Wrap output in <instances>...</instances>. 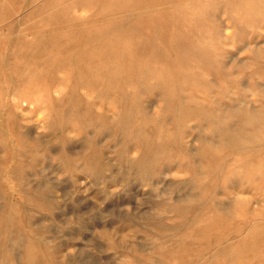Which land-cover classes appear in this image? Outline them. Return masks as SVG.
I'll use <instances>...</instances> for the list:
<instances>
[{
    "label": "rangeland",
    "instance_id": "obj_1",
    "mask_svg": "<svg viewBox=\"0 0 264 264\" xmlns=\"http://www.w3.org/2000/svg\"><path fill=\"white\" fill-rule=\"evenodd\" d=\"M0 264H264V0H0Z\"/></svg>",
    "mask_w": 264,
    "mask_h": 264
},
{
    "label": "bare ground",
    "instance_id": "obj_2",
    "mask_svg": "<svg viewBox=\"0 0 264 264\" xmlns=\"http://www.w3.org/2000/svg\"><path fill=\"white\" fill-rule=\"evenodd\" d=\"M100 1H101V0H100ZM100 3H101V2H100ZM145 13H146V12H144V14H145ZM112 35H113V34H112ZM122 55H123V54H122ZM109 56H110V55H109ZM109 56H108V57H109ZM106 57H107V56H106ZM106 60H107V59H106ZM121 61H122V60H121ZM135 62H136V61H135ZM119 63H120V62H119ZM122 65H123V64H122ZM122 65H121V66H122ZM117 66H118V65H117ZM123 66H124V65H123ZM116 69H118V68L116 67ZM119 69H120V68H119ZM119 69H118V70H119ZM81 70H82V69H81ZM120 71H121V70H120ZM124 71H125V70H124ZM117 72H118V71H117ZM141 73H142V72H141ZM145 73H146V72H145ZM120 75H121V74H119V76H120ZM125 75H126V74H125ZM121 76H122V75H121ZM82 77H84V76H82ZM115 77H116V76H115ZM15 78H16V77H15ZM57 78H58V77H57ZM91 78H92V77H91ZM91 78H90V79H91ZM86 79H87V78H86ZM107 79H108V78H107ZM107 79H106L105 81H107ZM114 79H116V78H114ZM82 80H83V79H82ZM118 80H120V79H118ZM80 81H81V79H80ZM87 81H88V79H87ZM90 81H91V80H90ZM77 82H78V81H77ZM108 83H109V82H108ZM79 84H80V83H79ZM82 84H84V83L82 82ZM90 84H91V83H90ZM113 84H114V83H113ZM105 89H106V88H105ZM106 90H107V89H106ZM98 91H99V89H98ZM103 92H104V91H103ZM108 92H109V91H108ZM106 93H107V92H106ZM23 103H24V102H23ZM26 103H27V102H26ZM28 104H29V103H28ZM25 105H26V104H25ZM124 107H125V106H124ZM124 107H123V108H124ZM136 108H137V107H136ZM124 109H125V108H124ZM124 109H123V110H124ZM134 109H135V108H134ZM124 111H125V110H124ZM120 112H121V111H120ZM120 112H119V113H120ZM121 114H122V113H121ZM121 114H120V115H121ZM183 114H184V113H183ZM142 115H143V114H142ZM237 115H238V114H237ZM129 116H130V115H129ZM231 116H232V115H231ZM127 118H128V117H127ZM135 118H136V117H135ZM99 119H100V118H99ZM122 119H123V117H122ZM129 119H130V118H129ZM129 119H128V120H129ZM100 120H102V119H100ZM103 121H104V120H103ZM103 121H102V122H103ZM164 121H165V120H164ZM126 122H127V121H126ZM92 123H93V122H92ZM119 123H120V122H119ZM93 124H94V123H93ZM120 125H121V124H120ZM225 125H226V124H225ZM228 125H229V124H228ZM122 127H123V126H122ZM186 127H187V126H186ZM116 128H117V127H116ZM117 130H118V128H117ZM119 130H120V129H119ZM123 130H124V129H123ZM177 132H178V131H177ZM180 132H181V131H180ZM175 133H176V132H175ZM27 134H28V132H27ZM138 134H139V133H138ZM136 135H137V134H136ZM22 136H23V135H22ZM139 136H140V134H139ZM142 136H143V134H142ZM185 136H186V135H185ZM28 137H29V136H28ZM28 137H27V140H28ZM135 137H137V136H135ZM139 138L141 139V137H139ZM174 138H175V137H174ZM136 139H137V138H136ZM143 139H144V138H143ZM25 140H26V139H25ZM27 140H26V141H27ZM194 140H195V138H194ZM142 141H143V140H142ZM28 142H29V141H28ZM150 142H151V141H150ZM152 145H153V144H152ZM13 146H14V145H13ZM28 146H29V144H28ZM144 146H146V145H144ZM256 146H257V145H256ZM121 147H122V146H121ZM151 147H152V146H151ZM153 148H154V147H153ZM156 149H157V148H156ZM156 149L154 148V150H156ZM151 150H152V149H151ZM26 152H27V151H26ZM93 154H94V153H93ZM90 155H91V154H90ZM94 155H95V154H94ZM94 155H93V156H94ZM82 156H83V155H82ZM96 157H97V155H96ZM82 158H85V157H82ZM141 158H142V157H141ZM141 158H140V162H141ZM170 158H171V157H170ZM96 159H97V158H96ZM144 159L146 160V158H144ZM85 160H88V159H85ZM89 160H90V161H89V162L87 161L86 163H85V162H82V164L84 163L82 169L88 171L89 174H90L91 176H93L94 180H98V179L100 178V174H99L98 171H100V170H96L95 167H94V169H93V168H92V167H93L92 163H93L94 161L91 162V161H92L91 158H90ZM100 160H101V159H100ZM83 161H84V160H83ZM138 161H139V160H138ZM90 162H91V163H90ZM96 162H97V161H95L94 163H96ZM99 162H101V161H99ZM142 162H144V160H143ZM94 163H93V164H94ZM137 163H138V162H137ZM100 164H101V163H100ZM139 164H141V163H139ZM142 164H143V163H142ZM96 165L98 166V164H96ZM101 165H103V164H101ZM101 165H100V166H101ZM65 166H66V165H65ZM67 166H69L68 163H67ZM67 166H66V167H67ZM94 166H95V164H94ZM138 166H139V165H138ZM70 167H71V166H70ZM97 169H98V168H97ZM101 169H102V168H101ZM81 171H82V170H81ZM81 171H80V172H81ZM102 171H103V170H102ZM81 173H82V172H81ZM81 173H80V174H81ZM80 179H81V178H80ZM11 182H12V181H11ZM232 219H233V218H232ZM13 223H14V222H13ZM12 225H13V224H12Z\"/></svg>",
    "mask_w": 264,
    "mask_h": 264
}]
</instances>
